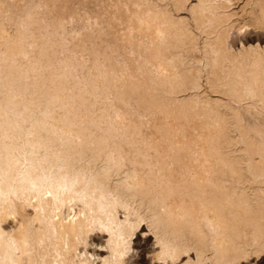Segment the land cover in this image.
Returning a JSON list of instances; mask_svg holds the SVG:
<instances>
[{
    "label": "bare ground",
    "instance_id": "6f19581e",
    "mask_svg": "<svg viewBox=\"0 0 264 264\" xmlns=\"http://www.w3.org/2000/svg\"><path fill=\"white\" fill-rule=\"evenodd\" d=\"M263 256L264 0H0V264Z\"/></svg>",
    "mask_w": 264,
    "mask_h": 264
},
{
    "label": "rangeland",
    "instance_id": "374dc122",
    "mask_svg": "<svg viewBox=\"0 0 264 264\" xmlns=\"http://www.w3.org/2000/svg\"><path fill=\"white\" fill-rule=\"evenodd\" d=\"M253 35V34H252ZM261 259V258H260ZM264 259V256H263V258H262V260ZM253 264V263H252Z\"/></svg>",
    "mask_w": 264,
    "mask_h": 264
}]
</instances>
